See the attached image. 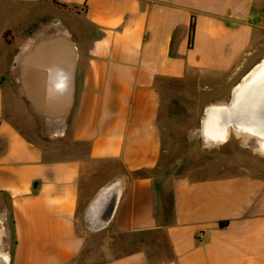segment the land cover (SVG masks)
<instances>
[{
	"label": "crops",
	"instance_id": "1",
	"mask_svg": "<svg viewBox=\"0 0 264 264\" xmlns=\"http://www.w3.org/2000/svg\"><path fill=\"white\" fill-rule=\"evenodd\" d=\"M256 2L0 0V254L8 264H264V176L156 177L159 83L221 76L230 91L207 106L226 104L264 57L254 48ZM114 181L120 194L108 223L88 230L87 206ZM106 214L104 206L97 218ZM98 233L110 245L82 254Z\"/></svg>",
	"mask_w": 264,
	"mask_h": 264
},
{
	"label": "rangeland",
	"instance_id": "2",
	"mask_svg": "<svg viewBox=\"0 0 264 264\" xmlns=\"http://www.w3.org/2000/svg\"><path fill=\"white\" fill-rule=\"evenodd\" d=\"M256 1L255 13L260 19L261 36H257L259 39L255 42L254 48L258 49L257 56H261L264 53V8L262 12L259 10L261 5H264V0ZM11 17L10 13L8 19L6 17L4 20L10 22ZM18 29H15L16 32ZM0 55H4L2 47ZM159 86L162 156L156 177L160 180L177 175L196 178L208 173L230 174L245 170L264 176V153L259 150L257 138L254 136H244L230 130L226 141L220 144L205 142L200 136L201 119L205 108L210 106H207V102L210 99L222 98L230 91L224 77L214 75L206 78L193 75L187 80H165L160 82ZM161 196L164 198V207L168 210L169 195L164 191ZM78 230L84 235H90L84 232L81 226ZM93 236L91 240L93 244L89 243L82 254L88 256L99 254L106 244L111 243L108 234L98 233ZM153 241L148 244L157 247Z\"/></svg>",
	"mask_w": 264,
	"mask_h": 264
},
{
	"label": "bare ground",
	"instance_id": "3",
	"mask_svg": "<svg viewBox=\"0 0 264 264\" xmlns=\"http://www.w3.org/2000/svg\"><path fill=\"white\" fill-rule=\"evenodd\" d=\"M250 70L251 75L244 81L243 76L232 89L231 96L234 94L237 101L233 107V114L238 117V124L252 132L242 130L241 127L232 129L240 135H251L257 138L259 150L264 153V57ZM224 108H228V104L210 105L205 108L201 120L203 124L201 132L205 142L220 144L226 141L230 129L226 126L227 124H223L226 118L215 119L216 111Z\"/></svg>",
	"mask_w": 264,
	"mask_h": 264
},
{
	"label": "water",
	"instance_id": "4",
	"mask_svg": "<svg viewBox=\"0 0 264 264\" xmlns=\"http://www.w3.org/2000/svg\"><path fill=\"white\" fill-rule=\"evenodd\" d=\"M260 62V61H259ZM258 62V63H259ZM257 63V64H258ZM255 64V65H257ZM254 65V66H255ZM251 70L248 71L245 75H244V79H247L249 77V75H251ZM242 81V82H243ZM244 84V83H243ZM236 99L234 94H232V96H230L228 102L226 104H228V108H224V109H220L218 111H216L215 114V119L217 120V117H225V123L223 124H227L226 126L229 127L230 130H233L232 128L236 127L238 129H240V127L242 128V130H245L244 127L240 126L238 124L239 120L237 119L238 117L233 114V107L236 104ZM202 120V119H201ZM201 129L203 130V124L202 122L200 123V136L202 137V139L204 140L203 134L201 132ZM247 132H252L249 131V129L246 128ZM120 194V184L117 181H114L106 186H104L99 192H97V194L95 195V197L92 199V201L89 203V205L87 206L84 215H83V222L84 225L86 226V228L90 231H95L103 226H105L108 221L109 218L116 206L118 197ZM104 206H106V216L104 217V219H98L97 215L99 213V211L104 208ZM0 264H8L7 263V259L6 257L2 256L0 254Z\"/></svg>",
	"mask_w": 264,
	"mask_h": 264
},
{
	"label": "trees",
	"instance_id": "5",
	"mask_svg": "<svg viewBox=\"0 0 264 264\" xmlns=\"http://www.w3.org/2000/svg\"><path fill=\"white\" fill-rule=\"evenodd\" d=\"M193 28H194V24H193V21H191V24H190V31L192 32L193 31ZM8 36H9V31H6L5 33H4V39H5V41H6V43L8 44V43H10L9 41V39H8ZM227 224V221H222V222H219V226H224V225H226Z\"/></svg>",
	"mask_w": 264,
	"mask_h": 264
}]
</instances>
